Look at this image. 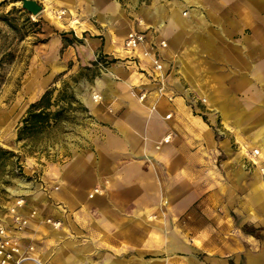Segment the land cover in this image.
Here are the masks:
<instances>
[{
  "label": "crops",
  "instance_id": "0c3cea01",
  "mask_svg": "<svg viewBox=\"0 0 264 264\" xmlns=\"http://www.w3.org/2000/svg\"><path fill=\"white\" fill-rule=\"evenodd\" d=\"M109 10H94L104 25L124 17L117 2ZM145 13L153 27L142 28L167 40L165 90L125 60L129 27L121 61L97 82L102 100L83 92L95 124L87 143L65 168L45 173L53 184L20 207L31 216L22 242L0 215L45 264H207L197 253L235 254L226 236L263 233L264 0H157ZM91 39L88 58L116 52L104 37Z\"/></svg>",
  "mask_w": 264,
  "mask_h": 264
},
{
  "label": "rangeland",
  "instance_id": "374dc122",
  "mask_svg": "<svg viewBox=\"0 0 264 264\" xmlns=\"http://www.w3.org/2000/svg\"><path fill=\"white\" fill-rule=\"evenodd\" d=\"M38 1L44 9L33 15L23 7L22 0H0V215L10 218L12 228L19 231L14 235L21 242V231L27 225L19 227L14 223L12 208L23 197L15 191H29L24 196V205L33 201L32 196L37 199L41 190L46 191L48 185L53 184L44 174L55 166L65 168L73 152L87 143L88 132L95 126L94 120L88 118L90 114L81 107L87 105L83 92L86 88L95 92L98 80L107 70L103 71L95 61L99 49L88 58L83 53L85 47L92 36L104 37L115 45L112 64L121 61L119 53L129 27H153L147 22L145 12L148 13L157 0ZM116 2L124 17L104 25L94 10L103 11L109 17V9ZM89 27L95 29L94 32H90ZM115 53H118L117 58ZM70 56L77 58V66L73 67L77 61L69 60ZM67 61L69 68L65 66ZM65 86L78 101H73V107L66 106L63 125L42 136L18 140V126L30 104L39 100L48 88L56 87L52 101L59 99V104L67 105L68 97L60 99V90ZM234 218L238 226L247 229L242 217L235 214ZM0 220L4 221L1 217ZM180 221L176 227L183 228L185 221L183 218ZM262 232L258 239L243 232L226 236L224 242L232 245L235 254L220 256L199 252L197 255L207 264H247L249 252L258 253L264 248V230ZM181 247L182 241L175 249L183 254ZM180 259L175 264H183L182 259L188 261Z\"/></svg>",
  "mask_w": 264,
  "mask_h": 264
},
{
  "label": "built area",
  "instance_id": "2783aa9c",
  "mask_svg": "<svg viewBox=\"0 0 264 264\" xmlns=\"http://www.w3.org/2000/svg\"><path fill=\"white\" fill-rule=\"evenodd\" d=\"M123 45L127 53L125 60H127L128 64L146 71L153 81L159 82V90H165L167 87V71L164 68V59L160 49L167 45V40L158 39L155 33L150 32V29L136 27L134 31L124 39ZM113 60L111 56L102 52L95 55V61L103 71L109 69ZM146 94V92H143L141 97H145ZM102 98L103 95L101 92H95L94 99L96 101H100ZM203 100L207 101L206 98H203ZM168 116L170 117L171 113H169ZM169 137L170 135H168L166 139H169ZM253 153L259 154L260 149L255 148ZM24 204L25 199L22 197L16 201L15 206L12 208L14 223L19 227H24L30 222L31 216H27L19 210ZM34 214H36V211H33L31 215L33 216ZM48 222L52 223L55 227L61 226L60 220L48 218ZM30 249H34V246H30ZM29 259L36 261L38 264H45L35 256L28 254L27 251L13 239L6 223L0 220V264H22Z\"/></svg>",
  "mask_w": 264,
  "mask_h": 264
},
{
  "label": "trees",
  "instance_id": "16d2710c",
  "mask_svg": "<svg viewBox=\"0 0 264 264\" xmlns=\"http://www.w3.org/2000/svg\"><path fill=\"white\" fill-rule=\"evenodd\" d=\"M55 89L56 87L48 88L39 100L30 104L18 126V140L42 136L48 130L58 127L62 123V118L66 115V106L73 107V101H78L75 94L69 92L66 86L60 90V99L68 97V104H59V99L52 101ZM81 107L84 111L88 110L84 105H81Z\"/></svg>",
  "mask_w": 264,
  "mask_h": 264
},
{
  "label": "water",
  "instance_id": "95a60500",
  "mask_svg": "<svg viewBox=\"0 0 264 264\" xmlns=\"http://www.w3.org/2000/svg\"><path fill=\"white\" fill-rule=\"evenodd\" d=\"M22 5L33 15H38L44 9V5L40 3L38 0H22ZM256 254L260 255V257H263V261H264V248L262 249L261 252H258Z\"/></svg>",
  "mask_w": 264,
  "mask_h": 264
},
{
  "label": "bare ground",
  "instance_id": "6f19581e",
  "mask_svg": "<svg viewBox=\"0 0 264 264\" xmlns=\"http://www.w3.org/2000/svg\"><path fill=\"white\" fill-rule=\"evenodd\" d=\"M98 14V13H96ZM121 14V13H120ZM112 20V19H111ZM76 21H78V19H76ZM94 95L95 93L92 95L93 99H94ZM95 100V99H94ZM96 101V100H95ZM98 188H95L94 192H98L99 189L97 190ZM94 192L91 194L93 195ZM247 264H263L264 261H263V257H260V255L256 254V253H253V252H249L247 254Z\"/></svg>",
  "mask_w": 264,
  "mask_h": 264
}]
</instances>
